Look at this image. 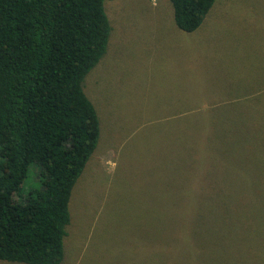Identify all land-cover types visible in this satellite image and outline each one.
I'll use <instances>...</instances> for the list:
<instances>
[{
    "label": "rangeland",
    "instance_id": "1",
    "mask_svg": "<svg viewBox=\"0 0 264 264\" xmlns=\"http://www.w3.org/2000/svg\"><path fill=\"white\" fill-rule=\"evenodd\" d=\"M104 7L60 264H264V0H216L193 31L170 0Z\"/></svg>",
    "mask_w": 264,
    "mask_h": 264
},
{
    "label": "trees",
    "instance_id": "2",
    "mask_svg": "<svg viewBox=\"0 0 264 264\" xmlns=\"http://www.w3.org/2000/svg\"><path fill=\"white\" fill-rule=\"evenodd\" d=\"M104 1L0 0V260L63 259L72 190L100 137L83 82L111 34ZM170 1L193 31L216 0Z\"/></svg>",
    "mask_w": 264,
    "mask_h": 264
}]
</instances>
